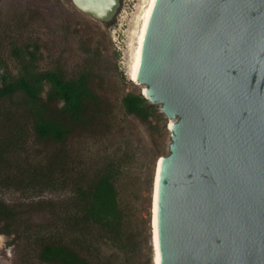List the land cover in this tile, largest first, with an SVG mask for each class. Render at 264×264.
Here are the masks:
<instances>
[{
  "label": "water",
  "instance_id": "obj_1",
  "mask_svg": "<svg viewBox=\"0 0 264 264\" xmlns=\"http://www.w3.org/2000/svg\"><path fill=\"white\" fill-rule=\"evenodd\" d=\"M77 2L108 20L119 0ZM136 82L172 122L159 263L264 264V0H155Z\"/></svg>",
  "mask_w": 264,
  "mask_h": 264
},
{
  "label": "rangeland",
  "instance_id": "obj_2",
  "mask_svg": "<svg viewBox=\"0 0 264 264\" xmlns=\"http://www.w3.org/2000/svg\"><path fill=\"white\" fill-rule=\"evenodd\" d=\"M143 4L119 0L112 17L100 20L74 0H0V85L47 72L86 81L85 115L92 119L89 126L72 125L61 143L44 142L19 93L0 103V200L25 212L15 234L0 235V264H55L44 261L41 250L71 244L56 226L72 182L83 175L91 179L107 164L119 165L115 186L126 215L123 246L98 240L75 251L89 264H154L153 179L157 159L167 153L170 120L147 100L144 118L124 105L127 96L143 91L129 76ZM49 88L41 82L43 99ZM61 107L56 101L51 111Z\"/></svg>",
  "mask_w": 264,
  "mask_h": 264
},
{
  "label": "trees",
  "instance_id": "obj_3",
  "mask_svg": "<svg viewBox=\"0 0 264 264\" xmlns=\"http://www.w3.org/2000/svg\"><path fill=\"white\" fill-rule=\"evenodd\" d=\"M49 83L45 99L40 96L41 82ZM19 93L21 99L35 115V133L44 142L61 143L69 135L72 125H91L92 119L85 115L90 96L86 81L66 79L62 73L47 72L35 78L22 77L14 83L5 80L0 85V103L12 101ZM62 102L57 112L51 111L52 103ZM146 99L138 95L124 100L129 114L144 118L148 107ZM18 145V141L14 139ZM118 164L100 167L91 179L83 175L72 182V193L67 198L61 225L56 226L71 240L68 245L46 244L41 250L44 261L55 264H89L75 251L74 246L89 248L94 241H106L117 247L124 242L126 215L120 207L115 183ZM25 212L0 200V235L15 234Z\"/></svg>",
  "mask_w": 264,
  "mask_h": 264
},
{
  "label": "bare ground",
  "instance_id": "obj_4",
  "mask_svg": "<svg viewBox=\"0 0 264 264\" xmlns=\"http://www.w3.org/2000/svg\"><path fill=\"white\" fill-rule=\"evenodd\" d=\"M75 1L77 2V0ZM154 2L155 0H144L142 9H140L141 11L138 17L136 18L137 22L139 23V30L137 32V42H136V46L133 52L131 66L129 69L130 79L134 82H136L137 80V69H138V62H139L142 39H143L146 24L150 16ZM142 89H143V86H142ZM171 124L172 122L170 121V125ZM161 162H162V156L157 159L156 164H155L154 179H153L152 206H151V210H152L151 224H152V243H153V248H154V264H160L159 263L158 240H157L156 211H157V195H158V185H159Z\"/></svg>",
  "mask_w": 264,
  "mask_h": 264
}]
</instances>
